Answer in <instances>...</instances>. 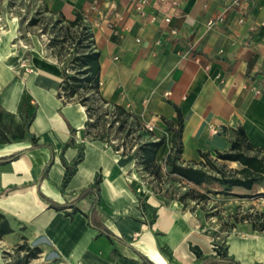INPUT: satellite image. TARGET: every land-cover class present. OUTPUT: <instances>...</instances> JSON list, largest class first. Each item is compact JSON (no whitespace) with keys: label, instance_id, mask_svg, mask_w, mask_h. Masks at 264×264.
<instances>
[{"label":"crops","instance_id":"0c3cea01","mask_svg":"<svg viewBox=\"0 0 264 264\" xmlns=\"http://www.w3.org/2000/svg\"><path fill=\"white\" fill-rule=\"evenodd\" d=\"M92 1L26 0L22 8L29 17L24 21V38L18 17L0 22L4 108L0 158L22 151L17 158L0 163V212L14 229L0 239V264L6 263L4 251H13L22 235L31 245L43 248L33 264L54 259L59 264H143L144 257L154 264H203L215 255L212 230L200 204L189 199L187 204L197 206L190 209L178 198L153 200L152 190L143 191L147 186L139 176L135 151L123 155L104 141L85 136L86 107L76 101L63 103L58 97L63 79L60 62L28 22L40 8L67 17L75 12L88 16L101 53L103 97L141 123L152 124L156 138L166 134L167 143L157 154L161 164L170 151L172 135L163 117L177 122L179 107L184 117L180 162L199 166L201 151L216 159L217 151L229 149L228 126L243 127L252 145L264 150V0L245 1L249 14L244 23L239 22L241 12L233 9L226 23L214 26L208 22L221 12L225 0H177L178 5L172 0H145L142 11L139 0H99L96 9H91ZM26 61L32 70L21 73ZM25 93L29 113L35 110L32 120L21 111ZM71 127L76 129L74 136ZM1 133L8 139L2 140ZM33 137L40 146L32 147ZM81 145L85 156L63 194L62 157L72 162ZM216 163L228 171L243 167L234 160L216 159ZM98 173L105 224L125 243H113L99 235L84 214L70 217L50 207L41 195L56 202L74 199ZM183 182L203 192L226 188ZM230 192L234 194L223 195L248 199L250 210L264 212V197L236 195L264 192V182L252 189L236 185ZM208 195L211 203L216 194ZM217 234L224 235L228 255L241 264L264 262V231L251 221L240 220Z\"/></svg>","mask_w":264,"mask_h":264},{"label":"trees","instance_id":"16d2710c","mask_svg":"<svg viewBox=\"0 0 264 264\" xmlns=\"http://www.w3.org/2000/svg\"><path fill=\"white\" fill-rule=\"evenodd\" d=\"M86 15L75 12L73 16L67 17L64 13L51 12L47 8H40L35 11L30 18L28 25L35 28L37 34L41 35L46 44L47 50L51 55L55 56L63 71V79L58 87V97L63 103L79 102L86 107L88 120L84 131L86 137H93L109 143L117 152L125 155L132 151L133 133L142 128L143 123L135 119L134 115L121 105H115L106 100L101 93V53L97 49L94 34L91 25L85 21ZM108 103V107L104 104ZM115 106V111L120 117V124L107 126L109 121L106 114L110 113V107ZM177 108V122L171 121L163 117L166 129L172 131L170 151L166 154L164 164L168 175L176 174L182 180L193 182L197 185L203 183H217L226 186L223 190L208 189L203 192L195 187H190L186 192L178 197V200L187 204L188 200L208 201L210 196L208 193H226L231 194L230 189L233 186H243L248 189L254 188L256 184L264 182V150L254 147L250 142L245 129L243 127H226L229 133L228 140L230 147L226 151H217L216 159L239 161L243 167L241 169H230L225 166L218 165L216 159H212L206 152L201 151L203 160L195 166L193 164L184 165L180 162L183 151L182 131L184 127V117L179 107ZM21 111L28 119L32 120L35 116V110L29 113V97L25 93L23 95ZM4 113V108L0 102V121ZM115 133L118 143H113L111 133ZM72 135L76 134V129L71 127ZM123 132L122 136L119 133ZM153 135V131L150 132ZM2 140L8 138L1 133ZM139 135L136 139L139 140ZM164 136L145 140L139 143L136 148L137 165L147 173L153 175L154 178H162L164 171L162 164L157 161V154L164 145ZM32 147L40 146L37 138H32ZM70 141L65 145L68 146ZM49 146V145H48ZM22 152V151H21ZM21 152H16L0 158L1 162H7L17 158ZM85 156L84 146H80L76 158L72 162H68L64 156L62 157L65 166V175L61 184V191L64 194L65 187L75 174L78 164ZM51 159L44 167L43 172L46 174L48 168L52 164ZM101 181L102 175L98 173L94 182L81 189L74 199L65 198L63 202H56L41 193L43 199L47 201L50 207L57 210H64L65 213L73 217L75 213L84 214L89 225L98 229L99 235H106L113 243H125L124 239L116 235L104 221V213L100 207L101 199ZM234 194V193H233ZM241 197L262 196L264 192L255 194H236ZM156 218V209L154 218ZM240 220H249L253 227L264 231V212L247 213L240 217ZM234 225V224H233ZM231 225V226H233ZM24 228V227H23ZM9 219L5 214L0 212V239L8 233L13 232ZM218 235V234H217ZM219 256L205 258L203 264L226 263L241 264L233 257L228 255V249L221 244ZM118 251L117 248H115ZM43 248L30 244L29 239L21 236V241L17 243L13 251L5 250V264H33V261L40 258ZM59 261L54 259L46 261L43 264H58ZM143 264H154L145 257ZM255 264H264L257 261Z\"/></svg>","mask_w":264,"mask_h":264},{"label":"rangeland","instance_id":"374dc122","mask_svg":"<svg viewBox=\"0 0 264 264\" xmlns=\"http://www.w3.org/2000/svg\"><path fill=\"white\" fill-rule=\"evenodd\" d=\"M27 6L26 0H0V22L8 23L9 19H13L15 17L19 18L21 30H23V38L26 36L27 31V24L24 22L27 17H29V13L26 14V10H23L22 7ZM28 11V10H27ZM29 12V11H28ZM33 11L32 14H34ZM2 25V28H5ZM35 30V28H32ZM31 65L26 61L21 66V73L31 71ZM150 130L141 128L133 133V152L138 147L139 143L156 138L151 135ZM124 133H119L122 136ZM112 140H116V142L112 141L113 143H118V138L115 136V133H111ZM139 135V140L136 139V136ZM157 136H164V144L167 143V136L166 134H159ZM89 140H100L94 139L93 137H87ZM102 141V140H100ZM106 144V141H104ZM110 145V144H109ZM169 150H167L168 152ZM137 158V156H136ZM138 166V165H137ZM162 168L164 171V175L162 178H154L153 175L144 171L141 166H138V172L141 180L147 186L145 188L151 192L152 190V198L153 200L164 198L165 200H170L172 198H178L181 194L186 192L189 189L183 180L176 174L168 175L166 173V167L164 164V160L162 161ZM214 191V190H212ZM213 193V192H212ZM216 194V193H213ZM223 194L227 195L226 193H220L219 195H215V198L209 203L208 201L200 202V212L202 217L207 221L211 228L212 236H216L219 230H222L223 227H229L235 222H239L238 219L247 213H254V210H250L251 202L248 199H237L234 197H226ZM233 194V193H231ZM230 199V200H229ZM232 200V201H231ZM190 209L197 208L196 204L188 203L187 204ZM218 224L220 226H218ZM222 234L221 242H223ZM52 255V254H51Z\"/></svg>","mask_w":264,"mask_h":264},{"label":"built area","instance_id":"2783aa9c","mask_svg":"<svg viewBox=\"0 0 264 264\" xmlns=\"http://www.w3.org/2000/svg\"><path fill=\"white\" fill-rule=\"evenodd\" d=\"M161 1H166V0H161ZM245 1L246 0H225L221 12L219 14H217L215 17H213L212 19H210L208 24L210 26H214L217 24L226 23L227 19H228V14L233 9H238L241 12V16L239 17V22L244 23L246 18H247V15L249 14V8L245 4ZM98 2H99V0L92 1L91 5H90L91 9H96ZM144 2H145V0H139L138 9L140 11L143 10L142 5ZM171 2L173 5H178L177 0H172ZM88 20H89V18H88V16H86L85 21L88 22ZM167 20H170V18L167 17ZM101 84H102V81H101ZM260 92H261L260 90H257V93H260ZM108 106H109L108 103L104 104V107H108ZM106 117L109 120L107 122V126L111 125V120H115L114 124H113L114 126H118L120 124V117L117 115V113L115 111V106L110 107V113L106 114ZM142 128L150 130V131L154 130V126L150 123L143 124ZM213 131L217 132V129L213 127ZM111 141L116 142V140H111ZM132 151H133V148H132ZM220 240H221L220 235L213 236L212 249H213V253L215 256H219V251L221 250L220 246H221V244H224V240H223V242H221Z\"/></svg>","mask_w":264,"mask_h":264},{"label":"water","instance_id":"95a60500","mask_svg":"<svg viewBox=\"0 0 264 264\" xmlns=\"http://www.w3.org/2000/svg\"><path fill=\"white\" fill-rule=\"evenodd\" d=\"M28 127H29V125H28ZM30 134V133H29ZM31 135V134H30Z\"/></svg>","mask_w":264,"mask_h":264}]
</instances>
